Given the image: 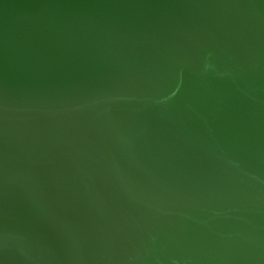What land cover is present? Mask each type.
Here are the masks:
<instances>
[{
	"label": "water",
	"instance_id": "obj_1",
	"mask_svg": "<svg viewBox=\"0 0 264 264\" xmlns=\"http://www.w3.org/2000/svg\"><path fill=\"white\" fill-rule=\"evenodd\" d=\"M0 264H264V0H0Z\"/></svg>",
	"mask_w": 264,
	"mask_h": 264
}]
</instances>
